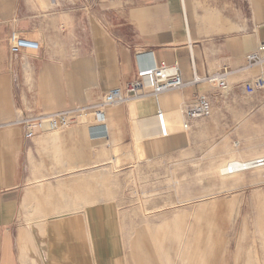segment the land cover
Masks as SVG:
<instances>
[{
    "label": "crops",
    "instance_id": "crops-1",
    "mask_svg": "<svg viewBox=\"0 0 264 264\" xmlns=\"http://www.w3.org/2000/svg\"><path fill=\"white\" fill-rule=\"evenodd\" d=\"M12 32L40 50L11 56ZM0 42V264H125L117 203L60 198H76V183L112 162L128 174L134 135L143 161L184 148L177 134L160 137L156 114L171 135L172 120L207 85L110 106L96 127L30 141L14 120L84 105L160 62L177 61L184 82L193 64L198 77L227 70L229 86L242 87L263 72L245 57L264 43V0H131L114 18L102 0H0ZM156 133L158 143L144 137Z\"/></svg>",
    "mask_w": 264,
    "mask_h": 264
},
{
    "label": "rangeland",
    "instance_id": "rangeland-1",
    "mask_svg": "<svg viewBox=\"0 0 264 264\" xmlns=\"http://www.w3.org/2000/svg\"><path fill=\"white\" fill-rule=\"evenodd\" d=\"M102 1L114 18L131 0ZM4 47L0 42V54ZM229 87L225 98L215 97L210 118L184 135L174 130V144L182 138L186 144L178 152L135 157L122 177L116 165L93 169L91 182L76 183L84 185V204L97 197L117 203L125 264H138L136 254L142 264H187L195 246L197 264H264V166L235 176L218 172L229 152L241 161L264 157V91L247 96ZM76 198L60 202L74 205Z\"/></svg>",
    "mask_w": 264,
    "mask_h": 264
},
{
    "label": "built area",
    "instance_id": "built-area-1",
    "mask_svg": "<svg viewBox=\"0 0 264 264\" xmlns=\"http://www.w3.org/2000/svg\"><path fill=\"white\" fill-rule=\"evenodd\" d=\"M39 50L40 43L38 41L21 37L16 32L10 34L8 51L11 56L21 54L23 51L38 52ZM245 60L247 68L263 66L264 43L256 51L246 55ZM228 77L227 70L216 71L204 78L198 77L192 64V79L189 82H184L177 61L172 64L160 62L151 67L138 69L135 77L127 82L124 87L111 88L95 100L84 105L51 114L20 116L14 120V123L24 128V138L27 141L40 134H50L76 126L84 125L87 128H93L103 122L105 110L110 106L126 105L144 98H158L169 92L194 88L204 83L210 87V91L197 95L182 110L183 129L189 131L195 122L212 116L215 97L225 98L229 92ZM241 88L247 96H253L264 91V74L260 73L253 80L245 82ZM156 120L160 136L167 137L168 132L163 113L157 112ZM261 163L259 161L256 164Z\"/></svg>",
    "mask_w": 264,
    "mask_h": 264
},
{
    "label": "bare ground",
    "instance_id": "bare-ground-1",
    "mask_svg": "<svg viewBox=\"0 0 264 264\" xmlns=\"http://www.w3.org/2000/svg\"><path fill=\"white\" fill-rule=\"evenodd\" d=\"M260 73H263V72H260ZM82 127L86 128V126H84V125ZM173 127H178L180 129V133L182 135L186 134V131H184V129H183V120H182L181 112L178 115H176V117L172 120V123L170 125V133H171V135L174 134V131H172ZM144 137H146L145 139H147V140L149 139V141H152V142L154 141L156 143L159 142V141L158 142L156 141V140L159 139V134H157V133L156 134H151V135H148V136H144ZM133 139H134L133 147H134L135 157H136L137 160L140 161V160L144 159L143 155H142V152H141L142 145L140 144V142H142L143 139H142V137L140 135H136V136L134 135ZM181 140L184 142L183 138ZM177 144H178V142H177ZM113 153H115V152L113 151ZM105 156H106V153H104V152H102V154L100 155V157H105ZM241 156L242 155L240 153L229 152V156L228 157L230 159L229 160H225L224 163H222L219 166V168H218V172L220 173V175L226 177L229 174H231V175L235 176V175L239 174L241 171L248 170L250 168L254 169V168H258V167L264 166V157H256V158H253L250 161H241L240 160ZM259 161H261L262 163L261 164H256ZM237 164H240V165H237ZM110 165L112 167H115L116 164H114L112 162ZM92 176H94V174H92ZM80 192H83V193L85 192V189H84L83 185L82 186L81 185L77 186V194L75 193L77 198L74 199V201H73L74 205H75L76 202H86V199L84 198L83 193L80 194ZM83 226L85 227V225H83ZM198 256H199L198 255V248H197V246H195L193 251L190 253V256H189V258L187 260V264H197ZM136 262L138 264H142V260L138 256V254H136Z\"/></svg>",
    "mask_w": 264,
    "mask_h": 264
}]
</instances>
